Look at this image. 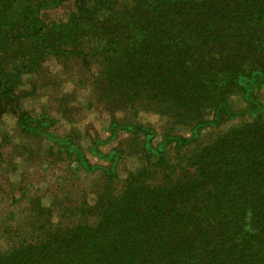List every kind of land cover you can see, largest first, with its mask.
I'll return each instance as SVG.
<instances>
[{
	"label": "trees",
	"instance_id": "16d2710c",
	"mask_svg": "<svg viewBox=\"0 0 264 264\" xmlns=\"http://www.w3.org/2000/svg\"><path fill=\"white\" fill-rule=\"evenodd\" d=\"M67 1L0 0V55L17 41L31 49L27 63L0 70V106L22 133L109 184L78 210L92 221L57 222L51 208L35 206L28 229L5 231L12 245L0 249V264H264V0H76L47 31L41 11ZM50 54L96 66L87 106L109 114L111 136L87 151L108 166L56 135L55 115L21 109L15 85ZM238 95L246 106L235 112ZM143 113L190 137L167 130L157 143ZM240 115L250 120L199 144L203 129ZM120 132L140 138L147 157L124 179L123 150H101Z\"/></svg>",
	"mask_w": 264,
	"mask_h": 264
},
{
	"label": "rangeland",
	"instance_id": "374dc122",
	"mask_svg": "<svg viewBox=\"0 0 264 264\" xmlns=\"http://www.w3.org/2000/svg\"><path fill=\"white\" fill-rule=\"evenodd\" d=\"M75 6L76 0H68L59 8L42 10V26L48 31L53 24L65 21ZM30 54L27 41H17L7 53L0 55V70L12 72L13 64L27 63ZM96 70L94 64H87L82 59L50 54L34 69L21 75L14 93L19 97L22 110L32 115H55L58 122L51 130L56 135L72 137L85 150L92 164L108 166L109 163L90 156L87 151L95 137L107 140L111 136L109 114L100 108L87 106L92 96V74ZM257 96L264 105V86L257 91ZM231 105L235 112H240L246 102L238 95ZM139 120L157 131V143L167 130L190 137L188 131L180 130L171 122L166 123L167 119L159 115L143 113ZM249 120L246 115H240L220 129H203L198 142L200 145L211 142L221 133V129L238 127ZM115 148L124 152L120 164L121 179L145 165L147 157L140 138L120 132L116 140L103 145L101 150L108 153ZM56 150L57 146L52 143L22 133L10 107L3 109L0 106V249L12 245L10 235H5V231L9 232L12 228L10 232H14L21 227L28 229L29 223L33 222V218H30L35 212L33 208L40 204L51 208L57 222L68 223L86 217L92 221L89 214L79 219L78 210L81 206L94 205L107 188L109 179L100 171L96 174L82 171L72 158L68 159V156L60 155ZM173 155L176 156V153L173 152ZM119 184L121 182H117Z\"/></svg>",
	"mask_w": 264,
	"mask_h": 264
}]
</instances>
